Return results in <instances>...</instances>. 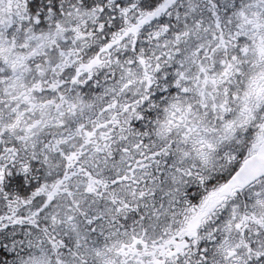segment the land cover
<instances>
[{
  "label": "snow or ice",
  "instance_id": "obj_1",
  "mask_svg": "<svg viewBox=\"0 0 264 264\" xmlns=\"http://www.w3.org/2000/svg\"><path fill=\"white\" fill-rule=\"evenodd\" d=\"M0 264H264V0H0Z\"/></svg>",
  "mask_w": 264,
  "mask_h": 264
}]
</instances>
